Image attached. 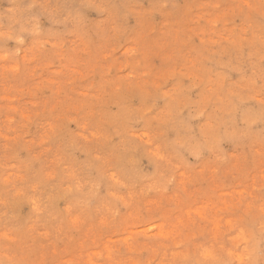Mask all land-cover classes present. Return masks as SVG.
<instances>
[{
  "label": "clouds",
  "instance_id": "clouds-1",
  "mask_svg": "<svg viewBox=\"0 0 264 264\" xmlns=\"http://www.w3.org/2000/svg\"><path fill=\"white\" fill-rule=\"evenodd\" d=\"M0 264H264V0H0Z\"/></svg>",
  "mask_w": 264,
  "mask_h": 264
},
{
  "label": "rangeland",
  "instance_id": "rangeland-1",
  "mask_svg": "<svg viewBox=\"0 0 264 264\" xmlns=\"http://www.w3.org/2000/svg\"><path fill=\"white\" fill-rule=\"evenodd\" d=\"M127 47V46H126ZM123 51V49H122ZM10 69H15V65H9L8 66ZM22 75V74H21ZM51 77L48 75V73H44L43 77L36 82V85H34V88H40L41 90L35 91L32 96L29 97L30 102L35 105V106H44L48 107L50 105V92L47 88H42V84L46 80H50ZM12 99V98H9ZM11 107H15V103L11 105ZM26 116L30 115L29 113H25ZM50 119L49 115L47 112L42 113L41 115L38 116L37 121L28 129V138L31 140H39L40 143H44L43 139V133H44V128L43 125ZM245 191L243 187H232V188H223L218 191V195L224 196L226 198H230L231 196H239ZM228 200H224V204H227ZM203 203H207V200H205ZM63 202L61 203V207H63ZM29 212V209L27 207H24L22 209V214H27ZM202 211V206L201 207H196V208H191V209H185V215H203ZM74 221L76 218H73ZM164 221L162 219H153L151 222H144L140 223L138 225L134 224L129 228L126 234L123 236H112L110 237L111 240H116V239H124V240H129L132 238V236L135 233L138 232H147V233H152V234H163L167 235L168 232L164 228ZM94 251H99V249H96ZM66 259H71V256L66 257Z\"/></svg>",
  "mask_w": 264,
  "mask_h": 264
}]
</instances>
